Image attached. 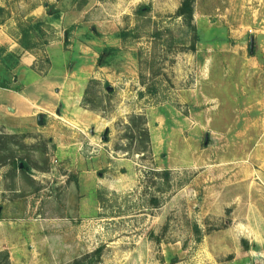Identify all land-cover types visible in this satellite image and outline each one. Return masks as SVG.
I'll use <instances>...</instances> for the list:
<instances>
[{
	"label": "rangeland",
	"instance_id": "1",
	"mask_svg": "<svg viewBox=\"0 0 264 264\" xmlns=\"http://www.w3.org/2000/svg\"><path fill=\"white\" fill-rule=\"evenodd\" d=\"M181 3L0 7V264H264V0Z\"/></svg>",
	"mask_w": 264,
	"mask_h": 264
},
{
	"label": "crops",
	"instance_id": "2",
	"mask_svg": "<svg viewBox=\"0 0 264 264\" xmlns=\"http://www.w3.org/2000/svg\"><path fill=\"white\" fill-rule=\"evenodd\" d=\"M5 2H7V0H0V7H5L4 5ZM7 22L8 20L7 21L3 19L0 20V45H2L3 42H10V40H12L11 34L15 33L14 29L16 27L11 30V28L9 29L8 27L9 25H5V24L2 25L3 23H7ZM17 46H18V43L15 41L12 48L10 47L9 50H12L14 47H17ZM35 61H36V57L34 56L32 58H27L26 55L23 57V64L26 65L29 70H31L30 67L34 64ZM40 80H41L40 77H34V80L31 82V84L30 83L29 84L33 86V88H35L36 85L39 84ZM38 104H39L38 97L36 95H30L27 91H23L22 93L18 94L16 101L14 103V107L17 112L16 116H14L16 117L15 119L23 120V119L31 117L32 113H30V111L33 109L32 107L37 106ZM3 106H5V104L0 103V127L3 126L4 129H1V130L4 132H8L11 129H13V126L9 124L8 122L9 120H11V117L13 116L12 115L8 116L7 114H5L3 111ZM28 110L30 111L28 112ZM7 117H10V118H7ZM2 131H0V134H2L1 133Z\"/></svg>",
	"mask_w": 264,
	"mask_h": 264
},
{
	"label": "trees",
	"instance_id": "3",
	"mask_svg": "<svg viewBox=\"0 0 264 264\" xmlns=\"http://www.w3.org/2000/svg\"><path fill=\"white\" fill-rule=\"evenodd\" d=\"M145 11L144 7H140L137 11L138 14H143ZM176 16L182 18L184 25L188 28L189 33L194 37V44L192 45V49H195V42L198 39V33L196 25L194 24V0H182L181 6L176 12ZM21 27V26H20ZM22 35L24 34V39L22 40L21 44L28 49H31L34 46L29 45V36L30 32L28 29L23 28L21 31ZM110 51V50H107ZM104 55V54H103ZM101 65L105 64V61L100 60ZM2 86H5V84H2ZM11 165H14L15 168L21 167V164L17 163L16 159H13L11 162ZM25 165V163H24ZM80 264V263H78ZM83 264V263H82Z\"/></svg>",
	"mask_w": 264,
	"mask_h": 264
},
{
	"label": "water",
	"instance_id": "4",
	"mask_svg": "<svg viewBox=\"0 0 264 264\" xmlns=\"http://www.w3.org/2000/svg\"><path fill=\"white\" fill-rule=\"evenodd\" d=\"M253 48H254V39L252 38L251 39V43H250V52L251 53L253 52ZM38 123L39 124H42L43 123V115L42 114H39L38 115Z\"/></svg>",
	"mask_w": 264,
	"mask_h": 264
}]
</instances>
